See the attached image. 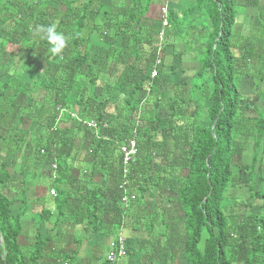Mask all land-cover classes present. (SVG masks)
Wrapping results in <instances>:
<instances>
[{"label": "trees", "instance_id": "obj_1", "mask_svg": "<svg viewBox=\"0 0 264 264\" xmlns=\"http://www.w3.org/2000/svg\"><path fill=\"white\" fill-rule=\"evenodd\" d=\"M152 1L0 0V151L23 158L24 177L39 163L56 162V212L44 209L41 223L54 216V226L67 221L108 237L126 229L132 234L128 252L139 245L154 264L159 251L180 240L168 220L177 213L183 219L182 264H264V0H194L184 18L196 14L210 21L201 68L185 95L169 103L161 96L160 76L152 80L151 66L143 71L135 63L144 55L155 58L157 39L143 24ZM240 9L252 11L244 16L257 22L246 26ZM53 22L70 38L57 64L48 42L34 35L37 26ZM101 30L112 41L105 57L89 44ZM34 56L44 58L48 69L30 81L24 76ZM240 84L253 90L243 92ZM116 91L121 95L112 104ZM143 98L148 107L141 106ZM122 112L117 129L112 121ZM92 119L97 129L86 124ZM135 135L139 155L124 176L121 146ZM14 184L20 185L9 164L0 161V264H48L42 252L51 246V228L44 237L39 230L30 252L18 243L27 210L13 215L15 200L5 190ZM123 184L136 197L127 205ZM242 186L248 196L240 193L233 206H225L228 191ZM154 190L165 202L150 212L145 198ZM19 199L24 205L23 193Z\"/></svg>", "mask_w": 264, "mask_h": 264}, {"label": "crops", "instance_id": "obj_2", "mask_svg": "<svg viewBox=\"0 0 264 264\" xmlns=\"http://www.w3.org/2000/svg\"><path fill=\"white\" fill-rule=\"evenodd\" d=\"M193 2L194 0H153L146 16L143 18V24L148 29L150 28L154 40L156 41L161 28V6L167 4L169 6L171 15H173V22L171 21L170 27L167 30V45L163 54V63L160 70L158 83L161 89L159 90L162 92L161 96L167 101V103H169L175 97L179 98L185 95V85L191 83L193 76H196L197 72L201 68V48L203 46V40L206 39L204 28L205 25H210V21L207 17H197L196 14H192L186 19L184 18V12L193 4ZM103 18L104 15L103 12H101L99 21L102 23L104 22ZM124 31L127 30L125 29ZM103 32L104 30L95 32L92 38H90L89 40V44L91 45L93 53H96L100 57H105L107 51L112 47V41L108 38L106 39V36L102 34ZM115 40L120 44L122 36H120L119 34L116 35ZM153 47L154 45L152 46V48ZM146 56L147 55H144L142 59L135 61L136 66L143 71H147L153 63L151 58L148 59ZM37 57L38 56L33 57V62L28 65L25 70L26 76L24 77L27 80L31 81L33 79H36L37 77H42L40 75H43V73L48 69L47 64H45L46 61H40L37 64ZM38 58L41 59V57ZM129 59L128 57H122L120 61L122 62L123 60ZM51 60L57 64L60 60V57L55 56L52 57ZM121 65L115 64L114 66H117V70H115L118 71L122 69ZM107 76L108 75L105 76L106 79ZM110 78L112 79L111 76ZM129 91H131V87H129L125 92ZM125 92H123V95L126 97H123L124 101L128 99L127 95L124 94ZM199 94L200 93L198 92V96ZM120 95L121 93H119L118 91L114 92V94L111 95L112 104L115 103L117 97ZM143 99L144 100L142 101L141 106L148 107L147 102H145L146 99ZM74 100L75 98H71V103H73ZM136 102L137 100H134L132 104H136ZM115 107L116 106L113 105V109L111 106V108L108 110L111 111V113H114L116 109ZM167 113H169V111H167ZM125 114L126 112H122V116L120 118L114 117L112 125L117 126V129L120 128L121 124L124 122L123 116ZM159 138L160 136L156 137V139ZM80 143L83 146V149L86 150L87 142L84 141L83 143ZM22 159V157H14V154L8 149H3L2 151H0V161L7 162L9 164L12 180H14L15 183L20 184L11 185L10 190H5L6 195L10 199L15 200V203L12 206L13 215H16L21 210V208H23V206H26L27 210L24 214V217L22 218V232L18 238V243L21 246L22 250L27 252L33 250L38 239L39 230H41L44 237V235L47 233V229L51 228V246L49 247V249L42 252L45 256V263L104 264L106 261L107 252L109 251L110 241L114 237H108L101 233L94 234L90 231H83L81 226L73 225L72 223L67 221L54 226V223L56 222L54 216L50 219L49 224L41 223L40 213L44 209L51 211L53 214H55L56 212V204L54 201L55 197L50 193V190L53 188L52 180L54 179L52 163H47V161L42 164L39 163L36 165V169H34V172L27 173L24 177L21 174L20 170L21 165L23 164ZM105 179L106 177H101L98 180L103 183ZM24 180L26 182H24ZM248 182L249 180L246 181V179L243 177L242 184L246 185L248 184ZM21 183H25V186H23ZM22 193L26 198V202L24 205H22V200L19 199ZM240 193H242L243 196L247 197V188L245 186H242V188L240 187L238 189H230L224 201L225 206H233L235 198H237L238 194ZM161 200H164L165 202V197H162L160 199L157 190L147 193L145 201L148 210L150 212H154L156 207L158 206V202H160ZM257 208L258 205L255 204L254 209ZM175 214L177 215V213ZM175 214H173V216H175ZM168 220L172 222V216H169ZM122 232L127 239H130L132 235L130 231L125 229ZM176 234L174 235L176 236ZM78 235H81V240L77 239ZM77 241L82 242L81 247H78ZM177 248L178 246L172 245L170 250L159 251L155 255L156 257L154 260V264H169L170 257L172 255L174 264H182V257L178 255L179 252ZM59 254L60 256L69 254V256L67 257L68 260H65L64 262L59 259L55 260V258ZM176 258H178L177 262L175 261ZM179 258L181 259L179 260ZM145 261L150 262L139 245H135L133 250L131 252H128L127 256L123 258V262L128 264H142Z\"/></svg>", "mask_w": 264, "mask_h": 264}, {"label": "built area", "instance_id": "obj_3", "mask_svg": "<svg viewBox=\"0 0 264 264\" xmlns=\"http://www.w3.org/2000/svg\"><path fill=\"white\" fill-rule=\"evenodd\" d=\"M169 6L167 4L162 5L160 8V21L161 28L157 36V41L155 43V58L149 69V75L152 80H155L160 75L161 65L163 63V54L165 47L167 45L166 30L170 27L169 22ZM60 112H63V109L59 108ZM72 117L80 121L77 112L72 113ZM86 124L89 127L94 129L98 128V122L94 119L87 121ZM135 135L132 138L127 139L121 146V153L123 159V174L126 176L128 174L129 165L136 160L139 155V143ZM57 168L56 162L52 163L53 175ZM54 177H56L54 175ZM125 184L121 185V188L124 189L123 203L127 205L130 200L135 199V195L129 194L125 188ZM52 196L56 197L57 192L54 188L50 190ZM128 254L127 247V238L120 232L116 237H114L109 244V251L107 252L106 259L112 264H128L123 262V258ZM142 264H149L148 261L143 262Z\"/></svg>", "mask_w": 264, "mask_h": 264}, {"label": "clouds", "instance_id": "obj_4", "mask_svg": "<svg viewBox=\"0 0 264 264\" xmlns=\"http://www.w3.org/2000/svg\"><path fill=\"white\" fill-rule=\"evenodd\" d=\"M57 24L53 22L48 26H37L34 35L44 39L51 46L49 51L53 57L62 55L64 49L68 46L69 37L63 33L57 32Z\"/></svg>", "mask_w": 264, "mask_h": 264}, {"label": "rangeland", "instance_id": "obj_5", "mask_svg": "<svg viewBox=\"0 0 264 264\" xmlns=\"http://www.w3.org/2000/svg\"><path fill=\"white\" fill-rule=\"evenodd\" d=\"M239 12H240V17H239V20H244L245 21V25L246 26H248L249 25V22H252L253 24H255L256 22H257V20H256V18L254 17V19L253 18H251V19H247L248 17H245L244 16V14H246V10L245 9H240L239 10ZM247 13L248 14H250V13H253L252 11H250V10H247ZM251 15V14H250ZM252 16V15H251ZM0 28H1V25H0ZM40 61H44L45 62V60H44V58H38L37 57V64L40 62ZM46 64V63H45ZM242 85V90H243V92H247V93H249V91L251 92L253 89L252 88H250V86H248L247 84L245 85V84H240V86ZM245 85V86H244ZM249 161V159L247 158H245V162H248ZM245 179H246V181H248L249 180V178H248V176H243ZM231 195H232V193H231ZM182 220L183 219H181L180 217H178V215H176V216H174V217H172V222H173V231L174 232H176L177 233V237L176 238H180V240L179 241H177V243H174L173 245H176V246H178V252H179V256H181L182 258H183V256H184V251H183V247H182V243H181V239H182V230H183V227H182ZM81 235H78V238L77 239H80L81 240V237H80ZM170 247H172V245H170ZM181 258H179V260H180ZM176 262L178 261V258H176V260H175Z\"/></svg>", "mask_w": 264, "mask_h": 264}, {"label": "water", "instance_id": "obj_6", "mask_svg": "<svg viewBox=\"0 0 264 264\" xmlns=\"http://www.w3.org/2000/svg\"><path fill=\"white\" fill-rule=\"evenodd\" d=\"M2 244V237H1V233H0V245Z\"/></svg>", "mask_w": 264, "mask_h": 264}]
</instances>
